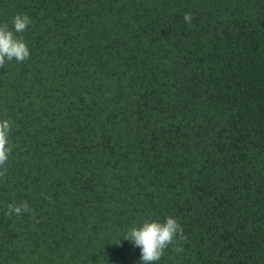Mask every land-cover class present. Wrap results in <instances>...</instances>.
<instances>
[{
	"label": "trees",
	"instance_id": "trees-1",
	"mask_svg": "<svg viewBox=\"0 0 264 264\" xmlns=\"http://www.w3.org/2000/svg\"><path fill=\"white\" fill-rule=\"evenodd\" d=\"M17 14L0 264H141L124 236L168 216L187 240L157 264H264V0H0Z\"/></svg>",
	"mask_w": 264,
	"mask_h": 264
},
{
	"label": "clouds",
	"instance_id": "clouds-1",
	"mask_svg": "<svg viewBox=\"0 0 264 264\" xmlns=\"http://www.w3.org/2000/svg\"><path fill=\"white\" fill-rule=\"evenodd\" d=\"M183 19L191 25L192 14L185 13ZM31 23L28 15L17 14L11 29L8 23L0 24V67H4L6 61L23 63L30 58V49L24 36L16 34L27 31ZM12 127L13 121L0 119V178L8 173L7 165L15 147ZM31 211L27 200L20 204L9 203L7 206L8 215H21ZM123 239L132 241L135 247L141 249V264H157L169 246H173V251L177 253L183 252L180 244L186 241L187 237L179 221L173 216H168L163 222L144 220L142 226L129 228Z\"/></svg>",
	"mask_w": 264,
	"mask_h": 264
}]
</instances>
